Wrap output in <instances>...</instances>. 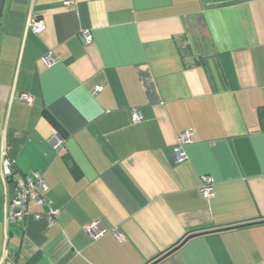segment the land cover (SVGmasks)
I'll return each instance as SVG.
<instances>
[{
  "label": "crops",
  "instance_id": "crops-1",
  "mask_svg": "<svg viewBox=\"0 0 264 264\" xmlns=\"http://www.w3.org/2000/svg\"><path fill=\"white\" fill-rule=\"evenodd\" d=\"M4 152L15 177L41 175L58 215L49 224L30 202L8 222L3 179L0 264H146L190 232L264 219V0H5L0 172ZM156 264H264V223L196 236Z\"/></svg>",
  "mask_w": 264,
  "mask_h": 264
},
{
  "label": "built area",
  "instance_id": "built-area-1",
  "mask_svg": "<svg viewBox=\"0 0 264 264\" xmlns=\"http://www.w3.org/2000/svg\"><path fill=\"white\" fill-rule=\"evenodd\" d=\"M27 27L33 33H40L45 29L44 23L41 20L35 18L29 20ZM82 37L86 42L91 40V37L87 31L82 33ZM42 61L46 66H50L55 62V57L52 55V53H47L42 57ZM98 89V87L95 88V91ZM20 100L26 103L31 102L29 96L26 95H21ZM141 118L142 116L138 110H131V119L133 123L140 122ZM190 141V130H185L178 134L176 143L173 147V157L176 161L179 162L185 159L183 145L189 143ZM50 143L55 150H58L62 146L63 140L59 136H54ZM14 173L15 172L12 168V163L4 152L1 159L0 176L7 182L9 186V200L7 209L8 222L15 224L21 223L28 215V205L30 202H32L35 206H41L45 208V212L49 217V224H52L58 215V210L51 207L50 202L43 193L45 190V185L41 175L35 173L32 176L15 177ZM200 180L201 194L204 198H209L212 194V179L207 175H202ZM33 216L34 218L38 219L41 217V214L34 213ZM86 230L92 238H97L105 232V229L101 227L98 222L91 223L86 227ZM113 234L116 237L121 236L117 230H113Z\"/></svg>",
  "mask_w": 264,
  "mask_h": 264
},
{
  "label": "water",
  "instance_id": "water-1",
  "mask_svg": "<svg viewBox=\"0 0 264 264\" xmlns=\"http://www.w3.org/2000/svg\"><path fill=\"white\" fill-rule=\"evenodd\" d=\"M4 3H5V0H0V19H1L2 11H3ZM186 51H187L186 48L182 49L183 53H186ZM261 223H264V219H258V220H255V221L246 222V223H242V224H238V225H234V226H227V227L213 228L211 230L209 229V230H200V231H196V232H190V233L186 234L174 246L168 248L167 250H165L164 252L160 253L155 258L149 260L148 262H146V264H156V263L160 262L161 260L166 258L168 255L172 254L177 249H179V247H181L187 240H189L191 238H194L196 236H199V235H202V234H206V233L219 232V231H223V230H226V229H234V228H238V227L249 226V225H253V224H261Z\"/></svg>",
  "mask_w": 264,
  "mask_h": 264
},
{
  "label": "rangeland",
  "instance_id": "rangeland-1",
  "mask_svg": "<svg viewBox=\"0 0 264 264\" xmlns=\"http://www.w3.org/2000/svg\"><path fill=\"white\" fill-rule=\"evenodd\" d=\"M3 178L0 177V213H1V210L2 209H5V206H4V192L6 191L5 190V185H4V182L2 183ZM0 237L1 239L3 240V243L5 244V236L3 235V232L2 230L0 229ZM2 240H1V243H2Z\"/></svg>",
  "mask_w": 264,
  "mask_h": 264
}]
</instances>
